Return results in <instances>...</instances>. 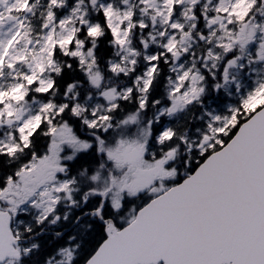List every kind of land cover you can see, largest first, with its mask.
Returning a JSON list of instances; mask_svg holds the SVG:
<instances>
[{"label": "snow or ice", "instance_id": "snow-or-ice-1", "mask_svg": "<svg viewBox=\"0 0 264 264\" xmlns=\"http://www.w3.org/2000/svg\"><path fill=\"white\" fill-rule=\"evenodd\" d=\"M57 2L58 0H50L53 5ZM165 2L172 5L178 0ZM220 2L223 3V0ZM253 3L254 0H236L229 15L235 16L238 21H244ZM217 10L228 11L226 8ZM171 11L170 8L169 12ZM104 15L109 18L107 27L116 38L115 43L123 45L125 39L119 37V28L111 25L113 12L110 7L104 10ZM131 15L128 13L125 19H129ZM51 17L52 14L49 13V18ZM214 22L211 19L208 21L209 24ZM64 23L66 21H61L62 25ZM231 23L232 20L229 19L228 24ZM140 27L145 25L141 24ZM172 27L177 28L178 25L173 24ZM87 35L99 37L100 26L88 27ZM226 35L229 42L220 45L226 53L237 43L243 49L252 39L251 31L245 33L244 28L234 35L230 32ZM17 36L19 33L0 51V69L4 67L5 58ZM75 37V32L59 41L48 37L46 47L41 51L48 52L49 65L53 63L51 57L57 54L56 49L72 45ZM75 43L82 44V41L75 39ZM49 44L51 50L47 47ZM166 47L169 53L175 55L174 44L170 43ZM63 54L68 55L67 52ZM91 54L89 51V55ZM71 55L79 57L81 53L72 51ZM24 59L26 58L23 56L13 58L14 61ZM150 59L158 60L159 57L153 56ZM236 59L238 58L230 59L225 66V82L228 79V68L235 66ZM256 59L264 60V42L259 44ZM7 67L11 69L14 64L8 63ZM110 70L116 72L118 66L112 65ZM43 71L44 64H37L35 72L21 77L22 83L6 91L0 90V121L11 124L13 117L16 120L21 118L13 103L8 101H24L28 94L26 85H37L36 73ZM155 72V67H149L145 73L149 78L144 81L146 92ZM188 77L189 72L185 71L178 79L184 82ZM90 78L96 82L100 77L93 74ZM192 80L193 84L187 91L177 87L169 93V106L160 110L156 117L157 123L165 112L171 115L199 97L203 89L195 86L196 77H192ZM54 85V80L47 83L39 80L35 91L47 96ZM68 87L70 90L71 85ZM216 87L219 88L220 85ZM131 91L129 89V94ZM181 92L182 96L177 95ZM145 106V101L138 105L140 110H144ZM115 108L116 105H113L109 112ZM52 111H55L56 117L70 111L78 122L90 129L103 124L101 131L105 133L113 127L110 115L97 116L92 113V119L80 120L81 109L69 104L44 103L40 109V113L44 114ZM204 116L207 117L205 130L200 132L197 129L200 132L198 139L190 141L183 136L178 138L174 130L167 127L153 133L152 122L149 121L144 133L145 142L121 138L114 141L107 151L100 147L104 144L103 137H94V142L75 137L67 119L61 125H56L55 118L37 114L24 121L16 129V143L0 142V158L28 152L37 135L43 132L45 137L51 139L57 135L58 127L60 141L52 139L42 156L36 152H28L24 162L14 173L0 177V193L12 186L20 187L19 200L10 203L7 199H0V204L9 205L7 208H0V261L8 255L19 261L38 247L33 244L31 247L21 248L20 232L13 233L10 228L11 220L18 215L17 209L36 194V187L27 186L33 181L37 187L46 181L54 182L53 187H45L38 193V198L42 202L46 201L47 206L43 208V216L37 219V223L50 220L55 224L61 219L67 221V214L63 217L56 214L57 207L61 198L69 206H75L73 191H79L73 188L76 178L68 176L67 165L61 163L60 159V153L68 151L60 145L68 141L77 154L95 150L104 155L109 165L119 173H114L103 191L87 189L80 198L83 211L75 217L74 223L79 224L83 218L90 217L88 230L94 227L99 230L86 264H264V83L242 97L238 107L229 108L227 115L205 112ZM136 119L135 114L129 115L121 124L131 126ZM148 138L162 145V149L149 154ZM176 145H181L184 151L179 167H173L177 154ZM68 159L72 157L68 156ZM98 178L96 174L91 176L93 182ZM31 206L40 208L41 205L33 200ZM25 231L30 232L31 228ZM56 235L60 236L62 233ZM68 239L72 241L76 237L70 236ZM79 246L76 244L74 247L58 248L56 256L60 259L55 264H72L75 248ZM46 264H53V258H47Z\"/></svg>", "mask_w": 264, "mask_h": 264}, {"label": "rangeland", "instance_id": "rangeland-1", "mask_svg": "<svg viewBox=\"0 0 264 264\" xmlns=\"http://www.w3.org/2000/svg\"><path fill=\"white\" fill-rule=\"evenodd\" d=\"M33 1L34 0H5L6 7L0 6V18H2L0 19V51H2L3 47L6 46L12 37L16 36L17 32L21 29L20 25L22 24V19H14V15L11 13V11L20 6L24 8L28 6L31 7L34 3ZM44 1L46 2V0ZM199 1L200 0H178V2L169 5L165 2V0H120L118 4H116L113 0H70V3L68 4H65V0H58L57 4L53 5L49 0L47 3L49 9H46L47 12L45 14V16L47 15L48 19L43 23V39L39 42H29L23 40L22 34L16 37L15 42L9 49L8 56L5 58V62L16 65V62L24 61L25 69L22 73L20 72V65L11 68V70L14 69L12 73L9 72V69H0V90L6 91L16 84L22 83L23 80L21 77L23 75H31L36 71V65L40 63L44 64V71L42 73H36L38 76V84L39 80H43L45 83L51 81L49 77V71L56 67V60L51 57L53 63L49 65L48 52L41 51L46 47V41L48 40V37L51 36L53 41H59L69 33H77L79 30L78 27L83 24L88 25L87 28L96 26L97 24L94 21H91L89 16L90 6L94 5L96 10H100L103 14L104 10L110 7L113 12V15L110 18L111 25L113 28H119V37L125 39V43L123 45L118 44V58L112 63V65H117V72H122L123 75H129V73L135 69V65L138 61V53L135 48L133 38L130 37L131 29L138 24H148L149 18H152L153 22L157 21V26L152 28L150 33L151 46L145 45L146 58L149 62V65L141 75L136 76L133 79L132 86H127L119 91L116 89H109L102 92L99 97L89 100L87 103L75 104L74 106L81 109L79 115H81L83 119H92V113H96L97 116L103 114L109 115V109H111L113 105H118L117 99L119 97L126 99L130 96L131 93L129 94V89L133 90V88L136 87L139 91H145L144 81L149 79L145 76V73L149 67L156 68V60H151L150 58L153 56L158 57L160 55L165 56L167 54L173 55L172 53L168 52L166 47V45L171 43L175 45L173 48L175 55H173L172 58V76L170 78L168 96L169 93L177 87L183 88L184 91H187L188 88H190L193 84L192 77H196L195 86L197 88L203 89V92L192 103L196 102L200 97L208 93L206 94L207 103L204 106V112L202 113L203 116L197 115L194 119V121L197 122V127L194 130L195 133L194 135H189L186 137L190 141L198 139L200 132L205 130V123L207 121V117L204 116L205 112L227 115L229 108L238 107L242 97H245L248 93L256 89L259 84L264 83V60L256 59L259 44L264 42V0H254L253 6L249 10L244 21H238L235 16L229 15V13L232 11V6L236 3V0H223V3H221L220 0L205 1L203 7L205 9L204 15L206 18L205 25L207 27V33L206 35L202 34V37L206 38V42L209 44V47L207 48L208 55L204 60L202 59L203 62L201 60L200 54H197L196 50L200 49L201 45L191 36V29L193 27L191 24L193 19V8L194 4L198 3ZM249 2H251V0H249ZM141 3H147L149 7L152 8L153 13L141 6ZM61 5L62 8L60 9H65L66 11L62 14L61 18H58V16L53 13L52 8ZM170 8L172 9L171 13L169 12ZM219 8H226L228 11L221 12L217 10ZM49 13L52 14L51 18H49ZM128 13H131L132 15L129 19H125V16ZM106 19L109 22V18ZM210 19L214 20L215 22L209 24L208 21ZM229 19L232 20L231 24H228ZM61 21H66V23L62 25ZM173 24L178 25V27L173 28ZM45 25H47V27H45ZM129 26H131V28H129ZM241 28L245 29V33L251 31L252 39L245 45L243 49H241L237 43L233 45L229 52H227L230 53L227 54L229 58L233 57L238 59H236L235 66L228 68V79L225 82L223 79V73L229 60L224 63L221 74L219 75L217 71L219 70L222 53H226L224 48L220 47V45L229 42V38L226 33L230 32L234 35L239 32ZM126 32L127 35L125 36ZM75 39L73 44L76 47V51L81 53L80 59L84 61L83 64L86 63V66L88 67L87 71H89L92 69L93 64L89 61V57L83 51L81 44L75 43ZM115 39L116 38L114 37V40ZM20 46H25L26 49L22 51ZM47 47L49 50H51L50 44L47 45ZM236 48L238 50L233 52ZM61 50L66 51V48ZM19 56H23L26 59L23 61L13 60L14 57ZM89 65H91V67H89ZM202 67H204L206 71H204ZM185 71L189 72V77L186 81L181 82L178 78L183 75ZM93 74L97 73L94 72L92 75ZM99 77V80L96 82H93L92 80L95 85H99L101 76L99 75ZM208 83L214 85L215 87L216 85H220L219 88L222 89L226 94H222L220 98H213L216 93L211 92L210 87L207 85ZM237 85H239V88H237ZM219 88L216 87V90ZM177 95L182 96L183 92L178 93ZM8 102L13 103V107L18 110L17 115H20L21 118L16 120L15 117H13V122L11 124L0 121V136H2L0 137V142L9 144L15 143L16 140L14 137L16 136V129L22 125L24 121L37 114H41L42 117L47 115L53 118H55L56 115L55 111L47 114L40 113V109L45 102L38 100L29 101L27 96L25 97L24 101L20 103H14L11 101ZM189 105L190 104L186 105L182 110H178L171 115L165 112L162 116H165L166 120L162 121L160 118L157 131L164 127L173 130L174 124L180 123L184 117L188 116L189 111L187 110ZM168 106L169 104L165 107H159L158 112L155 113V117H157L162 108L166 109ZM171 119L176 120V122H171ZM103 127L104 125L100 124L94 129ZM118 127V134L122 135L118 139L122 138L128 140L127 133L122 132V129L126 128L127 126ZM197 128L200 130V132L197 131ZM59 131L60 128L58 127L57 135L52 137L57 142L60 141V137L58 135ZM145 131H147V126L139 133L140 139L137 140L138 142H145ZM72 134L76 137L73 130ZM148 139L147 149L148 153L150 154L151 152L156 151L152 149L154 148L153 143L158 146L160 144H157L155 141H153V143L149 142ZM65 145H68V148L70 146L74 148V146L70 145L68 141H64L60 147L66 149ZM101 147H104V149H102L103 151H107L109 149L105 144H103ZM71 155L72 153H68L67 156H63V153H60L61 163L64 161V157L68 159V156ZM26 175L31 176V174ZM103 178L104 187L100 191L106 189L109 184V179L105 176H103ZM53 184L54 182L46 181L45 184H40L37 187L36 182L33 181V183H30L27 186L36 187V194L33 196H36L37 201L39 200L38 193L44 190L45 187H53ZM21 186H23V182H21ZM17 187L18 186H12L7 191L0 193V199H12L13 201L19 200L20 187ZM62 199L63 198H61V200ZM33 200V197L28 200L30 205ZM46 206L47 202L45 201V204L40 208L41 213H43V208ZM58 259H60V257Z\"/></svg>", "mask_w": 264, "mask_h": 264}, {"label": "trees", "instance_id": "trees-1", "mask_svg": "<svg viewBox=\"0 0 264 264\" xmlns=\"http://www.w3.org/2000/svg\"><path fill=\"white\" fill-rule=\"evenodd\" d=\"M92 18L101 27V35L99 37H89L85 30V27L78 32V38L84 43V48L86 50H91L92 58H94V63L96 69L101 73L103 77L102 85L99 89H95L91 83L90 76L87 75L83 66L77 57L73 56H62L61 70L52 74L53 80L55 81L54 87L50 90L47 96L41 95L39 93L30 92L27 97L31 100L32 94H35L42 101H53L56 105L69 104L72 105L75 101L82 102L86 101L89 97L97 95L98 91L102 89H108L112 87H120L124 84V79L129 77H124L122 74H117L110 70V63L116 58V44L114 42V37L112 36L111 30L107 27L106 18L102 12L94 14L91 11ZM38 16H32L28 29L31 37L41 36L43 34L42 29V18L38 19ZM140 27L137 26L134 33L133 39L136 40L135 46L138 48L140 45V39L145 38L147 28L140 32ZM140 57V61H142ZM144 66L138 65L136 71H141ZM136 71L134 73H136ZM170 74L169 64L161 59L157 62V71L154 74L153 81L151 83L148 97L146 100V106L144 110H140L139 98L137 93H132L131 100H120L118 107L111 113L114 117H119L123 119L132 113L139 112L140 121L142 124L149 122L153 118V114L160 105L168 103L166 99V84L167 77ZM69 85L71 89L69 90ZM32 91V90H31ZM204 100V99H203ZM158 101V103H153ZM202 111V105L196 104L191 108L187 117L174 125V132L179 138L185 136L188 132L191 133L196 122L194 121L195 116L200 115ZM67 119L69 121L70 127L75 131L81 138L90 139L84 133L88 130L83 123L78 122L77 118L73 117L70 111H66L61 117L55 119L56 124H62L63 120ZM81 120V118L79 117ZM128 128H126V133ZM99 133L100 137H103L106 146H111L110 142L115 140L118 133L117 130L112 132L102 133L101 130L94 131ZM192 134V133H191ZM49 144V137H45L43 132L37 135L33 141V147L28 149V152H36L39 155L47 148ZM177 156L175 165L179 167L181 160L184 155L183 147L181 145H176ZM28 152H19L10 157L0 158V177H5L8 174L14 173L16 169L24 162V157L28 155ZM70 166L67 167V172L69 176H74L79 182V196L87 190L91 189V176L96 174H101L105 177L112 178L114 173L119 175L114 167L110 166L108 161L105 159L104 155L98 154L97 151H88L86 153H80L77 158L69 163ZM103 165L101 168L100 166ZM99 177V176H98ZM95 183V182H94ZM131 202V201H130ZM0 208L2 205L0 204ZM91 222L90 217H86L80 224V233L83 234L82 240V252L80 257L76 260L75 264H80L84 262L96 243L98 237V228L94 227L92 230H88L87 225ZM53 236L47 237L45 240L40 239L41 247L36 251V264L44 262L48 257L53 255L55 250L60 246V240L54 241ZM33 255L25 259V264H33Z\"/></svg>", "mask_w": 264, "mask_h": 264}, {"label": "flooded vegetation", "instance_id": "flooded-vegetation-1", "mask_svg": "<svg viewBox=\"0 0 264 264\" xmlns=\"http://www.w3.org/2000/svg\"><path fill=\"white\" fill-rule=\"evenodd\" d=\"M80 214L81 212L74 213V216L71 217V219L67 221H64L63 219H61L58 223H55V224L51 222L44 224V227L37 234H36V214H35V217L32 218L31 220H28L25 222L20 221V220L15 221L14 229L16 232L19 231L21 234L20 247L21 248L31 247L33 244L36 245V242L39 243L41 247L40 239L45 240L47 237L53 236L52 237L53 240L54 241L60 240V245L62 246L68 245V246L74 247L76 244H79L80 246L78 248H75V251H79V253L81 254L83 240H82V237L80 236H83V234L80 233L81 231L79 229V226L85 218H83L79 224L74 223L75 217ZM27 228H31V231L30 232L25 231ZM57 233H62V235L57 236L56 235ZM70 236H75L76 239L69 241L68 238ZM31 253L34 258L33 264H36V248H34L31 251ZM10 262H15V261H8L6 264Z\"/></svg>", "mask_w": 264, "mask_h": 264}, {"label": "water", "instance_id": "water-1", "mask_svg": "<svg viewBox=\"0 0 264 264\" xmlns=\"http://www.w3.org/2000/svg\"><path fill=\"white\" fill-rule=\"evenodd\" d=\"M1 1V0H0ZM10 228H11V223H10ZM12 230V229H11ZM9 258H15V257H13V256H11V255H8V256H5L4 257V259L2 260V261H0V264H3L7 259H9ZM86 264V263H85Z\"/></svg>", "mask_w": 264, "mask_h": 264}]
</instances>
